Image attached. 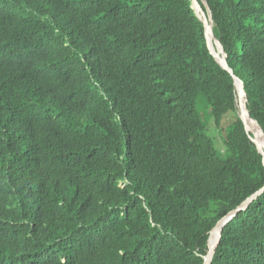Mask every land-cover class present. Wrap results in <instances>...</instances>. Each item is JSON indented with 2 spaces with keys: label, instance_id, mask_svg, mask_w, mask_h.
<instances>
[{
  "label": "trees",
  "instance_id": "1",
  "mask_svg": "<svg viewBox=\"0 0 264 264\" xmlns=\"http://www.w3.org/2000/svg\"><path fill=\"white\" fill-rule=\"evenodd\" d=\"M207 2L264 131V0ZM249 128L193 0H0V264H204L264 186ZM211 264H264V193Z\"/></svg>",
  "mask_w": 264,
  "mask_h": 264
},
{
  "label": "water",
  "instance_id": "2",
  "mask_svg": "<svg viewBox=\"0 0 264 264\" xmlns=\"http://www.w3.org/2000/svg\"><path fill=\"white\" fill-rule=\"evenodd\" d=\"M203 3L205 4L207 11L204 10L203 6L201 5V3L199 2V0H193V7L196 10L197 14L199 15V17L202 19V21L205 24V28H206V36H207V40L209 42V46L214 54V56L216 57V59L220 62V64L227 69L234 77L235 79V84L238 90V102H239V97L241 96L242 93H245V88H244V83L243 81L234 73L233 68L229 65L228 63V58L227 55L225 53V50L223 49L224 55H220L218 54V52L214 49L213 46V42L212 39L210 37V32L213 28L212 23L214 24V20H213V15H212V10L211 7L209 6L207 0H202ZM199 8L202 10V12L204 13V15L202 16L199 12ZM207 13V15L205 14ZM214 32V31H213ZM214 37L217 41H219V43L221 44L220 40L215 36ZM222 46V44H221ZM223 48V47H222ZM247 104V103H246ZM248 109V108H247ZM248 112L250 114V111L248 109ZM239 113L241 118L243 119L248 131H251L249 126H248V122L246 117L244 116L245 113V109L244 106L241 104V102H239ZM251 116V114H250ZM251 118L253 120H255L252 116ZM257 122V120H255ZM258 123V122H257ZM260 129L262 130L263 134L264 131L261 127V125L258 123ZM255 141L258 145V148L260 150V152L264 155V148L262 147L261 143L255 138ZM264 193V186L262 188H260L258 191H256L255 193H253L251 196H249L246 200H244L237 208L229 211L226 215H224L218 222L217 224L212 228L211 232H210V236L208 239L209 242V251L208 253L204 256V264H211L213 257L215 255L216 249L221 241L222 238V233L224 230L225 225L234 218V216L236 214H238L240 211L247 209L250 204L256 199L258 198L261 194Z\"/></svg>",
  "mask_w": 264,
  "mask_h": 264
},
{
  "label": "rangeland",
  "instance_id": "3",
  "mask_svg": "<svg viewBox=\"0 0 264 264\" xmlns=\"http://www.w3.org/2000/svg\"><path fill=\"white\" fill-rule=\"evenodd\" d=\"M198 109L201 113V116L205 121L207 122L208 126L210 127V132L212 133L213 137L218 138L219 145H223V140L221 139V136L219 134V127L216 126L215 122L213 121L214 119L210 120L211 115H210V108H207L206 106V101L204 97H200L198 99ZM235 118V112H229L225 118L223 119V122L225 121L227 124H230ZM226 129L229 128L230 125H225Z\"/></svg>",
  "mask_w": 264,
  "mask_h": 264
},
{
  "label": "bare ground",
  "instance_id": "4",
  "mask_svg": "<svg viewBox=\"0 0 264 264\" xmlns=\"http://www.w3.org/2000/svg\"><path fill=\"white\" fill-rule=\"evenodd\" d=\"M200 14H201L202 16L204 15V13H203L202 11L200 12ZM210 37H211V39H215V37H214V32H213V28H212V30H211V32H210ZM216 44H217V45H213V46H214V49L217 51L216 47H218L219 50H220L221 52H223V49H221V46H220L219 41H216ZM215 46H216V47H215ZM240 100H242V102H243V106H244V109H245L244 116H245L246 119H247L248 126L251 127V128H252V127L254 128L253 131L255 132L256 139L261 143L262 147L264 148V143H263V141H264V134H263L262 130L260 129L258 123H257L255 120H253V119L251 118V116H250V114H249V112H248V109H247L246 101H245V99H244V97H243V93H242L241 96L239 97V102H240ZM262 140H263V141H262Z\"/></svg>",
  "mask_w": 264,
  "mask_h": 264
},
{
  "label": "clouds",
  "instance_id": "5",
  "mask_svg": "<svg viewBox=\"0 0 264 264\" xmlns=\"http://www.w3.org/2000/svg\"><path fill=\"white\" fill-rule=\"evenodd\" d=\"M253 132V131H252Z\"/></svg>",
  "mask_w": 264,
  "mask_h": 264
}]
</instances>
